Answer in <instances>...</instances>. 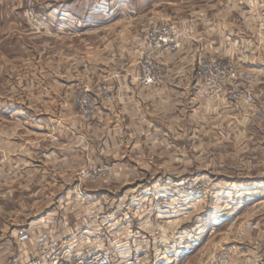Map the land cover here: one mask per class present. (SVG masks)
Listing matches in <instances>:
<instances>
[{
    "label": "rangeland",
    "instance_id": "obj_1",
    "mask_svg": "<svg viewBox=\"0 0 264 264\" xmlns=\"http://www.w3.org/2000/svg\"><path fill=\"white\" fill-rule=\"evenodd\" d=\"M63 1L68 5L59 9L40 7L39 0H0V111L16 107L25 117L0 118V125L36 129L37 115L45 113L46 127L70 128L80 142L97 112L104 111L101 102L115 92L106 81L109 74L115 79L123 67H136L140 86L150 89L160 83L166 61L177 56V62L187 38L169 16L176 7H186L175 4L177 0ZM159 25L177 29L180 36L173 46L155 47L158 35L151 32ZM213 59L236 67L215 56L197 57L194 65ZM142 67H158L156 85L143 84ZM195 85L198 92L196 78ZM54 93L62 95V102H54ZM254 135L250 150L239 148L232 158L208 153L201 160L192 146L184 153L176 147L135 153L148 163L141 168L116 167L112 161L121 153L108 150L95 152L94 162L84 165L79 152L74 181L65 187L53 179L62 174L61 167L34 169L45 175L46 192L53 193L54 202L71 192L77 217L74 223L64 221L66 232L87 229L96 246L114 258L139 252L145 264H264L263 123ZM0 158L4 163L1 151ZM99 167L108 171L98 180L80 177ZM8 205L0 202L2 209ZM13 245L19 252L20 246Z\"/></svg>",
    "mask_w": 264,
    "mask_h": 264
},
{
    "label": "crops",
    "instance_id": "obj_2",
    "mask_svg": "<svg viewBox=\"0 0 264 264\" xmlns=\"http://www.w3.org/2000/svg\"><path fill=\"white\" fill-rule=\"evenodd\" d=\"M39 2L43 8L63 9L68 5L63 0ZM175 4L186 7L183 10L176 7L169 16L186 35L182 55L179 54L176 63L177 56L166 61L160 83L150 89L140 86L136 67H123L115 79L109 74L106 81L115 92L101 102L104 111L95 115L96 122L86 130L87 138L79 142L70 128L46 127L45 113L37 115L36 129L0 125V151L5 160L0 170V202L9 203L5 209L0 206V264H19L23 259L22 247L14 252L11 230L14 226H26L33 231L51 220L63 218L74 223L77 217V211H69L73 206L71 192L54 202L53 193L46 192L45 175L35 173L36 167H61L62 174L53 179L55 184L65 187L74 181L73 169L78 167L79 152L84 165L94 162L95 152L108 150L121 153L120 159L112 161L116 167L141 168L148 163L138 160L135 153L168 151L175 147L184 153L192 146L199 158L205 160L208 153H215L221 159L227 153L232 158V152L234 157L239 148H245L243 152L250 150L254 132L264 124V0H177ZM214 56L234 63L240 72L251 77L246 83L253 94L250 105L234 103L224 96L207 99L196 91V58ZM43 99L45 102V96ZM62 100V95L54 93V102ZM3 101L0 97V103ZM12 109L1 110L0 118L25 119L23 111ZM167 137L174 141H168ZM31 154L41 158L34 160ZM219 168L226 171L224 164ZM31 198L37 201V206L34 202L31 205ZM15 201H19L18 207ZM31 216L37 218L27 224Z\"/></svg>",
    "mask_w": 264,
    "mask_h": 264
},
{
    "label": "built area",
    "instance_id": "obj_3",
    "mask_svg": "<svg viewBox=\"0 0 264 264\" xmlns=\"http://www.w3.org/2000/svg\"><path fill=\"white\" fill-rule=\"evenodd\" d=\"M33 18L32 14L29 15ZM158 35L155 47L173 46L179 38L177 29L169 25H159L151 32ZM145 86L156 85L160 78L158 67H142ZM195 78L198 93L211 100L226 97L229 101L242 102L250 105L253 94L246 83L251 77L240 72L236 67L223 64L215 59L200 61L196 68ZM3 160L0 158V168ZM108 171L107 167L93 168L82 171L80 177L90 176L98 180ZM74 200V199H73ZM76 210L74 205L70 211ZM64 219H55L37 226L33 231L28 227L14 231L15 242L22 247L23 259L19 264H145L139 252L126 257H112L107 250H100L88 236V230L66 232ZM68 228V226H67ZM157 237L162 234L157 232Z\"/></svg>",
    "mask_w": 264,
    "mask_h": 264
}]
</instances>
